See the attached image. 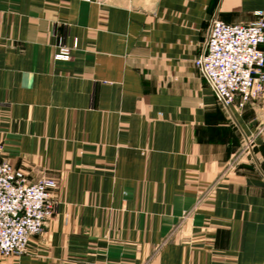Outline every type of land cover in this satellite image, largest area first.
Returning <instances> with one entry per match:
<instances>
[{"label":"crops","instance_id":"0c3cea01","mask_svg":"<svg viewBox=\"0 0 264 264\" xmlns=\"http://www.w3.org/2000/svg\"><path fill=\"white\" fill-rule=\"evenodd\" d=\"M257 11L0 0V161L59 182L48 228L0 264H264V178L194 66L215 13ZM229 109L264 173V95Z\"/></svg>","mask_w":264,"mask_h":264},{"label":"built area","instance_id":"2783aa9c","mask_svg":"<svg viewBox=\"0 0 264 264\" xmlns=\"http://www.w3.org/2000/svg\"><path fill=\"white\" fill-rule=\"evenodd\" d=\"M248 24H227L215 20L206 49L196 66L217 99L228 107L242 109L252 99L264 95V12H255ZM67 61L65 46L54 56ZM55 182L41 179L27 184L25 176L0 161V256L25 252L28 240L41 234L55 203L51 192Z\"/></svg>","mask_w":264,"mask_h":264},{"label":"rangeland","instance_id":"374dc122","mask_svg":"<svg viewBox=\"0 0 264 264\" xmlns=\"http://www.w3.org/2000/svg\"><path fill=\"white\" fill-rule=\"evenodd\" d=\"M215 20H220V19H218V18H216ZM221 21V20H220ZM225 23V22H224ZM61 47V46H60ZM60 47H59V51H60ZM66 48H68L69 50H70V52H71V50L73 49V48H69V47H67V46H65ZM72 47H74V46H72ZM198 59V58H197ZM196 59V60H197ZM196 60L194 61V66L198 69V71H200V69L195 65L196 64ZM200 75H201V72H200ZM202 76V78H203V75H201ZM214 98H215V100H216V102L218 103V105H221V103H220V101L217 99V97H216V95L214 96ZM249 140V139H248ZM243 144L241 145V148H240V150L242 149L243 150V152H244V154H249L248 153V150H247V148H246V144H245V142H244V140H243V138H242V141H241ZM249 142H250V140H249ZM250 146H251V142H250ZM239 148V147H238ZM251 148H252V146H251ZM239 150V149H238ZM253 151V150H252ZM2 162H5V161H2ZM5 163H7V162H5ZM7 164H9V165H11L10 163H7ZM14 169H17V170H19L24 176H25V179H26V182H27V184H33V183H36V182H38L39 180H41V179H46V180H51V181H53V182H55V188L53 189V191L51 192V194H52V200H53V202L55 203V209H54V211H53V213H52V215L46 220V222H45V226H44V229H43V231H42V233L41 234H38V235H33V236H31L30 238H29V240L31 239V238H33V237H36V236H40V235H42L43 233H44V230L46 229V228H48V226H49V224H50V221L52 220V218H53V216H54V214H55V212H56V207H57V205H58V194H57V191H58V186H59V182L57 181V180H55L54 178H51V177H47V176H45V175H43V176H41L40 178H38L36 181H33V182H31V181H29L28 179H27V177H26V175L19 169V168H16L15 166H13V165H11ZM29 240H28V242H29ZM27 245H28V243H27ZM26 249H27V246H26ZM26 249H25V252H26ZM24 252V253H25ZM23 253V254H24ZM23 254H21V255H19V256H17V255H14V256H9V257H20V256H22ZM1 257V256H0ZM1 258H7V257H1Z\"/></svg>","mask_w":264,"mask_h":264},{"label":"water","instance_id":"95a60500","mask_svg":"<svg viewBox=\"0 0 264 264\" xmlns=\"http://www.w3.org/2000/svg\"><path fill=\"white\" fill-rule=\"evenodd\" d=\"M215 19H216V13L213 15V17H212V19H211V21H210L209 28H208V30H207L206 40H205V43H204V46H203V50H202V54H201L200 58H202L203 55H204V52H205V49H206V45H207V41H208V37H209V33H210V30H211L212 24L214 23ZM220 103L222 104V106L224 107V109L226 110V112L228 113V115H229V117L231 118V120L234 122V124H235V125L237 126V128L239 129V131H240V133H241V135H242V138H243V140H244V142H245V144H246V148H247V150H248V153H249V155H250V157H251V159H252L254 165H255L256 168L260 171L261 175H262L263 178H264V173H263V171L261 170V168H260L258 162L256 161V159H255V157H254V154H253V151H252V148H251V146H250V142H249L247 136L242 132V130L240 129V127L238 126V124L235 122L234 117H233V115H232V113H231L229 107H228L223 101H221V100H220Z\"/></svg>","mask_w":264,"mask_h":264}]
</instances>
